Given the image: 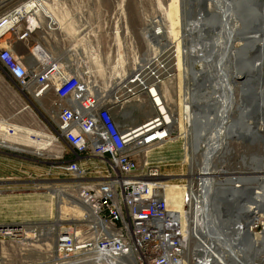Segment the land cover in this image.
<instances>
[{
  "label": "built area",
  "instance_id": "obj_1",
  "mask_svg": "<svg viewBox=\"0 0 264 264\" xmlns=\"http://www.w3.org/2000/svg\"><path fill=\"white\" fill-rule=\"evenodd\" d=\"M26 5L0 12V76L20 91L29 110H36L32 102L42 109L48 100L51 123L43 126L56 144L53 168L73 182L71 192L93 218L64 223L51 254L33 264H209V255L202 260L186 246L182 220L163 195L170 176L149 160L173 137L163 95L177 71L173 45L160 44L134 64L114 95L98 93L73 63L28 44L39 26L19 29L17 12ZM17 41L29 47L25 58L13 51ZM140 107L148 116L133 123ZM16 131L0 122V134L14 137ZM193 186L198 190V177ZM25 229L0 224V264H32L24 260Z\"/></svg>",
  "mask_w": 264,
  "mask_h": 264
},
{
  "label": "rangeland",
  "instance_id": "obj_2",
  "mask_svg": "<svg viewBox=\"0 0 264 264\" xmlns=\"http://www.w3.org/2000/svg\"><path fill=\"white\" fill-rule=\"evenodd\" d=\"M179 1L41 0L43 6L56 20L57 27H53L55 30L50 31L48 26H44L45 32H40L41 30L34 32L28 44L32 46L38 43L43 49L59 58L68 57L69 63H73L82 74H85V80L90 81L98 90H108V85L111 87L109 83L115 80L114 75L126 74L131 69L132 62H139L144 56L153 54L158 45L164 44L166 48L172 43L173 30L169 21L171 18L170 5L172 3L178 7ZM26 2L25 0L23 3ZM187 2L188 0L185 3L188 10ZM198 5L199 2L192 1V8H197ZM39 19L41 24L35 18L39 23L38 26L42 27L43 20L41 17ZM210 35L211 33H207L205 40H210ZM14 50L17 54H26L18 44L14 46ZM182 58L181 55V65ZM195 67L199 69V65ZM179 73L177 60L175 77L163 86L165 102L170 112L176 116L180 111L179 102L185 97L183 96L185 85L183 81H180ZM236 82L232 96L234 99L244 96L239 90L243 87V79ZM260 96H264V93ZM255 101L258 103L257 99ZM42 103V109L33 102L31 104L36 107L35 116L33 115L36 123L26 127L30 131L27 130L25 141L20 142L21 146L16 144L20 137L14 136L8 138L10 142L4 145L7 149L0 150V180L3 181L2 187L4 188L0 194V224H23L26 229L35 228L39 234L44 228L51 230L47 238L42 237L46 240L41 241L45 246L31 250L24 248V260L32 264L44 260V257L51 254L55 232L59 231L65 225L64 223L75 221L82 224V219L77 220V217L74 220H59L58 223H54L59 217L60 206L58 205L61 204L62 207L61 202L68 204L69 200L61 198L65 194L54 197L51 194L54 189L72 191L73 182L53 168L55 163H58L57 149L55 140L43 126L46 121L51 123L48 100ZM27 111L29 114L30 110ZM239 111L246 112V109L241 105L238 109L234 108L233 112L228 114L224 124L231 125ZM260 111L256 113V118L252 116L251 122L257 120L261 115ZM147 116V110L140 107L135 110L131 121L138 123ZM258 123L262 124L261 121ZM180 134V129L175 126L170 142L149 155L151 163L158 165L162 174L170 176L169 185L179 187L187 184L183 181H187L189 174V168L182 159L183 140L179 137ZM228 146L229 152L220 158H214L211 164V172L216 174L220 180L248 176L247 166L241 163L243 156L260 157L262 158L260 162L263 164L264 151L260 143L247 144L233 137L228 140ZM193 159L192 172L195 174L198 168V158ZM255 173L251 172L250 175H255ZM179 179L182 182L178 181ZM255 181L251 180L253 182L251 186L258 183ZM248 182L246 181L243 186L246 187ZM223 187L220 185V188ZM21 202L26 203L23 207L25 210L22 212ZM51 202L52 206L48 209L47 206H50ZM67 204L64 205V209ZM72 206L74 208L71 207V211L81 212L78 210L80 207L77 203ZM242 215H244L243 212ZM263 220V216H257L252 225L253 233L261 231ZM189 248H192V244Z\"/></svg>",
  "mask_w": 264,
  "mask_h": 264
},
{
  "label": "bare ground",
  "instance_id": "obj_3",
  "mask_svg": "<svg viewBox=\"0 0 264 264\" xmlns=\"http://www.w3.org/2000/svg\"><path fill=\"white\" fill-rule=\"evenodd\" d=\"M186 1L180 0L178 7L172 3L170 5L171 18L169 21L173 30L171 44L174 45L175 51L173 53L176 54L175 56L178 60L180 81H183L185 85L183 95L185 97L179 102L181 106L178 116L170 113L171 117L169 116V119L172 125V132L175 131V126H178L181 131L179 137H182L184 142H182L181 146L182 159L183 163L189 168V174L187 176V185L180 187L168 185L164 189L163 195L168 205L173 211L178 213L182 220L181 224L186 246L192 244V248H190L192 253L197 254L200 259L204 260L209 255L211 257L208 259L209 264H264V220L261 224V231L257 233H253V223H251L250 236L247 241H242L243 229H240V226L244 227L247 221L254 222L258 215L263 216L264 219V157L262 164L260 162L262 158L260 157L254 155L243 156L241 163L243 162L251 170L247 169L248 176L237 178L234 181L232 177L228 180L226 178L220 180L216 174L211 172L213 159L216 157L220 158V156L229 152L228 140L237 134L233 131L231 125L224 124L229 116L228 114L233 112L234 108L238 109L240 107V101L246 95V90L240 88L239 90L244 96L237 99L232 97L236 81L240 79L246 80L255 76V74L259 77L260 83L256 84L257 89L254 93L255 98L252 106L256 113L260 110L262 112L260 111L261 115L255 122L250 120L243 121V131L240 135L250 136V139L254 142L261 144L264 151V96H260L264 93V24L259 27L262 29L260 36L258 32H244L251 26V23L246 22L242 28L239 20H237L233 9L244 10L242 5L239 6V0H206L204 13L209 17L207 19L210 20V23L216 24L217 27L209 36L212 39L205 40V35L208 32L202 30L203 24L200 25V20L197 18L198 14L194 15L193 20L183 23L184 15L188 11L185 4ZM193 1L199 2V0ZM246 4L250 6L251 2L247 1ZM32 7L35 8L32 9ZM28 13L32 15L38 14L42 19L44 18L42 26H48L50 31H54L53 27H57L56 20L43 6L41 0L40 2L26 5L17 12L21 18H25L27 15L31 16H28L29 21L27 23L32 26H38L40 22L38 21V23L34 19L35 17ZM250 16L248 15V17ZM255 16L256 14H253L251 17ZM201 20L205 21L204 19ZM208 30H213V28L209 27ZM239 37L241 38L238 39ZM193 40H196L195 44L191 43ZM208 41L212 42L210 47L206 45ZM243 43L248 44L251 48L254 46V51L248 52V57L245 61L251 60L256 55V58L251 63L248 62L249 67L245 71L247 76H241L240 73L235 72L232 68L233 58H235L237 50L243 46ZM1 45L3 46V44ZM181 55L183 56L182 65ZM137 62L132 63L134 65ZM196 65H199V69L195 67ZM229 68H231V71H229ZM248 73L251 74V77H248ZM124 75H114L115 80L109 83L111 87L108 85V90L106 89L111 95H114L116 90H118L119 82L122 81ZM93 90L98 93L106 92L105 89L101 91L95 86H93ZM257 95L259 96L256 97ZM255 99L258 100V103H256ZM245 113L244 111H239L238 115L244 116ZM242 116H240V121ZM258 121H261L262 124H259ZM261 126H263V129H261ZM0 145L4 146L5 142L0 140ZM194 157L198 158V168L195 174L192 172ZM251 172L256 173L255 175L251 174V176ZM192 177H198L200 180V186H197L198 190L194 191ZM165 178L167 177H163V179ZM250 180H256L255 182L258 183L253 186L254 191L251 194L250 202L242 200L244 203L243 220L236 223L238 227L234 229L233 234L229 233L230 239L228 240L227 232L220 231L215 223L216 219L212 215L210 206L211 196L220 185L222 187L231 185L237 194L243 196L245 189L243 184ZM63 194L65 195L62 196ZM51 195L52 197L62 196V199L69 200L68 204L65 203L67 204L65 209L64 202H61L63 203V208L61 204L58 205V207L60 206L59 217L54 223H58L59 220H74L76 217L77 220H83L84 218L93 220L92 215L81 205L75 193L54 189ZM21 203L22 212L25 210L23 207H25L26 203ZM75 203L79 205L80 208L78 210L81 212L75 213V211L70 210L71 207L74 208L72 205ZM49 205L47 206L48 209L52 206V202ZM185 206L187 207L186 210ZM33 231L29 228L25 229V249H38L43 245L45 246V244L41 243L43 240L46 241L42 237H46L51 232L50 228H44L40 234L32 236ZM240 241L244 244H239ZM257 252H259L257 259H252V257L256 258Z\"/></svg>",
  "mask_w": 264,
  "mask_h": 264
},
{
  "label": "water",
  "instance_id": "obj_4",
  "mask_svg": "<svg viewBox=\"0 0 264 264\" xmlns=\"http://www.w3.org/2000/svg\"><path fill=\"white\" fill-rule=\"evenodd\" d=\"M192 1L193 0H188L187 5H188V11L185 13L184 18H183V23H187L189 20H191L194 15H197L198 20H200V25L203 24V31H207L208 33H211L214 31V29L217 27L216 24H211L210 20L207 19V14L204 13L205 10V3L206 0H199V5L197 8H192ZM247 1H250L254 5V9L252 8H247L248 6L246 4ZM264 0H239L238 4L239 6L242 5L244 10L241 9H233V12L239 20L242 28L245 26L246 22H250L251 26L247 29V33H252V32H258V35L260 36L262 33V29H260V25L264 24V5H263ZM247 10L249 12H252L253 10L256 12L255 17H248L247 15ZM244 11V12H243ZM201 19H204L205 21H202ZM205 25V26H204ZM209 27H212L213 30H208ZM206 32V33H207ZM194 35V33H193ZM204 38V36H203ZM202 38V39H203ZM239 37L238 39H240ZM212 39V38H211ZM210 39V40H211ZM244 39V37H242ZM201 42V40L199 39ZM196 40H193L191 43L195 44ZM202 43V42H201ZM205 45V44H204ZM209 47L212 45L211 41H208L207 44ZM238 52L236 53L235 58H233V63H232V68L235 70V72L240 73L241 76H247L246 72L248 66V62L251 63L255 58L256 55H254L251 60L245 61L248 57V52L254 51V46L251 48L248 44L243 43V46L237 50ZM229 71H231V68H229ZM257 72V71H256ZM248 77H251V74L248 73ZM254 77V78H252ZM251 78H247L246 80L244 79L242 84H243V89L246 90V95L245 97L240 101V104L242 108L246 109V113L244 116L242 115H237L234 120H232V128L233 131H235L237 134H235L236 140L238 139L239 141H242L243 143L247 144H252L254 141L250 139V136L247 137V135H240V133L243 131V121L247 120L249 121L252 116L256 118V111L253 108V99L255 98V90L257 89L256 84L260 83L259 77L252 76ZM259 81V82H258ZM240 116H242V120L240 121ZM256 120V119H255ZM197 128V127H195ZM251 170V169H249ZM232 180L234 181L235 178L232 177ZM233 183V182H232ZM251 180L247 183L244 193L241 196L240 194H237L233 190L234 187L231 185L228 187L224 188H216L211 196L210 199V206H211V212L214 218L216 219L215 223L219 227L220 231H225L227 232V237L228 240L230 239L229 233L233 234L234 229H237L236 223L239 221L243 220L242 212H243V207L244 203L243 201H247L248 203L250 202L251 199V194L254 191V187L251 186ZM251 186V187H250ZM248 189V190H247ZM248 192V193H246ZM243 197V199H242ZM251 223L252 221H247L244 224V227L240 226V229H243V239L242 241H247L249 236H250V230H251ZM255 226V225H254ZM249 230V231H248ZM224 232V233H225ZM227 240V241H228ZM242 241L239 242V244L243 245ZM244 251V249H243ZM259 255V252H257L256 258L252 257V259L256 260L257 256ZM244 259V258H242Z\"/></svg>",
  "mask_w": 264,
  "mask_h": 264
},
{
  "label": "crops",
  "instance_id": "obj_5",
  "mask_svg": "<svg viewBox=\"0 0 264 264\" xmlns=\"http://www.w3.org/2000/svg\"><path fill=\"white\" fill-rule=\"evenodd\" d=\"M22 1L24 2L25 0H0V12L12 10V9L19 7L20 5L26 4V3H23ZM26 1H27V4H30L33 2H40V0H26ZM21 2H22V4H21ZM28 14H30V13H28ZM30 15H32V14H30ZM28 16L29 15H27V17H25V18L23 17L21 19L19 29H24L27 26L29 27L30 24L27 22L29 21V17H31V16H29V17ZM32 16H34L38 21L40 20L39 19L40 17L38 14L37 15L35 14ZM42 20H44V18ZM30 26H32V25H30ZM43 27L44 26L39 27V29H37L35 32H37L38 30L39 31L41 30L40 32H45V29ZM30 39H32V37ZM17 44L25 51L26 54L25 55L17 54L14 50V47H13L14 53L25 58L26 55L28 54L27 48H29V47H27V44H25V42H23V41L15 42L14 46ZM65 57L66 56H64L62 58H64L66 61H69L67 59L68 57H66V58ZM25 105H26V103H25L22 95L20 94V91L17 88H15L11 83H9L7 80H4L0 76V122H7V123L11 124L12 126H14L15 128H17L18 131L20 130V132H18V131L15 132V133H17L16 136L20 137V139L16 143L19 147L21 146L20 142L25 141V136H26L27 130L30 131V129H27L26 127H28V126L30 127V126H32V124L34 125V123H36V121L34 119L35 110L30 107V113L27 114V112H28L27 110H29V109L26 108ZM8 138L10 139L12 137L0 134V140H3L5 142V145H6V143L8 144L10 142Z\"/></svg>",
  "mask_w": 264,
  "mask_h": 264
},
{
  "label": "flooded vegetation",
  "instance_id": "obj_6",
  "mask_svg": "<svg viewBox=\"0 0 264 264\" xmlns=\"http://www.w3.org/2000/svg\"><path fill=\"white\" fill-rule=\"evenodd\" d=\"M252 8L253 7V9H254V5L251 3L250 4V6H248L247 8ZM244 12V11H243ZM253 14L255 15L256 14V12H254V10L252 11V12H249L248 10H247V15H251V16H253Z\"/></svg>",
  "mask_w": 264,
  "mask_h": 264
}]
</instances>
